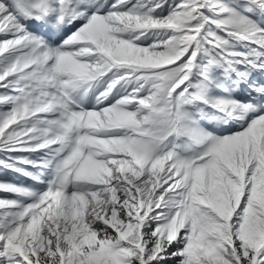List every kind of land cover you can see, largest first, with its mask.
I'll return each mask as SVG.
<instances>
[{
	"label": "snow or ice",
	"instance_id": "snow-or-ice-1",
	"mask_svg": "<svg viewBox=\"0 0 264 264\" xmlns=\"http://www.w3.org/2000/svg\"><path fill=\"white\" fill-rule=\"evenodd\" d=\"M0 153V264H264V0H0Z\"/></svg>",
	"mask_w": 264,
	"mask_h": 264
},
{
	"label": "rangeland",
	"instance_id": "rangeland-1",
	"mask_svg": "<svg viewBox=\"0 0 264 264\" xmlns=\"http://www.w3.org/2000/svg\"><path fill=\"white\" fill-rule=\"evenodd\" d=\"M0 158H6V157L4 156L3 153H0ZM27 170L34 171L31 168H28ZM40 175H41V178L43 179L44 174H40ZM0 180L11 181V182H15V183L26 185V186H31L33 184V182L30 179L23 177L19 174L9 172L4 169H0ZM0 197L6 198V194H0Z\"/></svg>",
	"mask_w": 264,
	"mask_h": 264
}]
</instances>
